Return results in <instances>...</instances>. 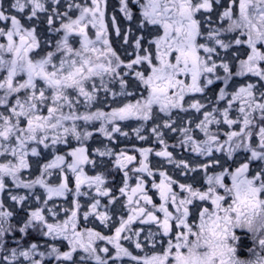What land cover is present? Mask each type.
Here are the masks:
<instances>
[{
	"label": "snow or ice",
	"instance_id": "snow-or-ice-1",
	"mask_svg": "<svg viewBox=\"0 0 264 264\" xmlns=\"http://www.w3.org/2000/svg\"><path fill=\"white\" fill-rule=\"evenodd\" d=\"M109 8L0 0V264H264V0Z\"/></svg>",
	"mask_w": 264,
	"mask_h": 264
},
{
	"label": "flooded vegetation",
	"instance_id": "flooded-vegetation-1",
	"mask_svg": "<svg viewBox=\"0 0 264 264\" xmlns=\"http://www.w3.org/2000/svg\"><path fill=\"white\" fill-rule=\"evenodd\" d=\"M115 3V0H109V16L111 15V5ZM218 86L219 82H218ZM218 90V89H217ZM122 126L124 127V131L128 132L129 135L127 137H120L118 141L114 142L113 144L109 145L110 147H114L116 151H120L121 149H127L130 153L131 150L133 149V147H149L151 146L149 142L147 141H140L136 138L135 132L133 131V129L135 127H138L139 125L137 124V122L135 121H125L122 122ZM96 127H99V124L97 123ZM147 127H150V125H148ZM145 135H148L147 132L143 133ZM101 141H103V144L101 143ZM174 140H169V143L172 144L174 143ZM73 145L75 144V141L72 142ZM87 144L90 146V149H95L97 147H103L104 144H108L107 140H104V138L99 134V133H94L93 138L89 139V141H87ZM64 151H67V148L63 145L60 146ZM177 152H179L180 150L177 149ZM138 155V154H137ZM153 163H155V159L156 158H151ZM110 167V166H109ZM87 169L89 171V174H95V172L92 170V166L88 165ZM110 171H111V175L108 176V186L109 187H117L120 185L121 183V178H122V173L116 171L115 169H111L110 167ZM156 180L158 182L159 177H156ZM74 185L70 184V187H73ZM148 187L150 188L151 185L149 184ZM154 196V201L158 204L159 203V199L158 196H155L154 193H152ZM71 199L72 196L71 194H69L66 198L67 202L65 203L64 200H58L57 203L59 204H63L64 207H69L71 205ZM86 197H82L81 198V203L83 204L84 201L86 200ZM82 218V217H81ZM99 222L97 221V224ZM91 226V225H89ZM105 232H107V230H104ZM242 244L244 247L250 246V242L247 239V237H242ZM239 255H241V257H246L247 256V252L243 250L240 251Z\"/></svg>",
	"mask_w": 264,
	"mask_h": 264
},
{
	"label": "clouds",
	"instance_id": "clouds-1",
	"mask_svg": "<svg viewBox=\"0 0 264 264\" xmlns=\"http://www.w3.org/2000/svg\"><path fill=\"white\" fill-rule=\"evenodd\" d=\"M261 223H264V216H262L258 219H254V227L255 228H259ZM260 238H264V233H260ZM256 250L259 251V248L257 247Z\"/></svg>",
	"mask_w": 264,
	"mask_h": 264
}]
</instances>
